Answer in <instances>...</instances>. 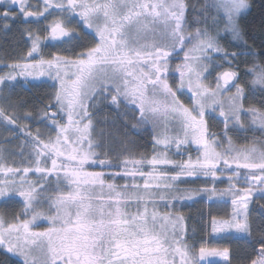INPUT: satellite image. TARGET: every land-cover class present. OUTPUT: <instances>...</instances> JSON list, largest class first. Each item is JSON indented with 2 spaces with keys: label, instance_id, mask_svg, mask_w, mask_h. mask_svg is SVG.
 <instances>
[{
  "label": "snow or ice",
  "instance_id": "snow-or-ice-1",
  "mask_svg": "<svg viewBox=\"0 0 264 264\" xmlns=\"http://www.w3.org/2000/svg\"><path fill=\"white\" fill-rule=\"evenodd\" d=\"M252 7L0 0V35L24 42L0 60V138H22L18 164L0 148V206L13 209L0 210V264H264V145L235 149L231 135L264 136V13L257 44ZM29 85L51 90L14 95ZM102 106L151 124L152 154L106 149ZM197 197L230 203L209 235L245 255L189 242L177 204Z\"/></svg>",
  "mask_w": 264,
  "mask_h": 264
},
{
  "label": "trees",
  "instance_id": "trees-1",
  "mask_svg": "<svg viewBox=\"0 0 264 264\" xmlns=\"http://www.w3.org/2000/svg\"><path fill=\"white\" fill-rule=\"evenodd\" d=\"M252 10L251 15L248 16V22L254 25L255 27L252 30V35L256 38V43H259V24L262 13H264V0H252ZM252 42L251 40L249 41ZM22 42H4L5 45V55L7 57H12L14 51L17 50V47L21 45ZM9 46V47H8ZM22 48V47H21ZM244 66L241 65V68ZM50 88H31L30 91H25L21 87L15 89L14 95L26 97L29 99L35 100L38 95H43L50 91ZM257 107L259 104L256 101H252ZM124 110H121V113L118 115L116 110L111 106H102L99 109L97 116V131L103 129L105 132V147L106 149H112L111 144L114 141L116 143L115 148L117 154L124 152L125 150L135 153V154H152L153 148V132L150 130L148 125H144L138 128H133L131 125L135 123V119H138V113L134 114L129 111L127 116L123 114ZM107 117V120H105ZM41 131H44L42 128ZM109 133H111V138H109ZM232 139L238 143H247V144H258L259 147L264 145V137L260 136L259 133L247 132L245 135L240 138V133H232ZM240 139V141H238ZM22 140V138H21ZM21 140L13 139L11 143H4L2 138H0V145L10 148L14 144H20ZM257 145V146H258ZM20 149L14 148L8 150V156H6L7 161L12 163L13 160L18 162V153ZM27 150H25L26 153ZM16 154V155H13ZM193 158L196 153H192ZM174 159H180L181 157H174ZM186 159V157H184ZM118 183H124V181H118ZM197 187L199 182L192 185H181V187ZM218 187H226V185H218ZM230 203L227 205H218L212 201H208L206 197H197L193 200H185L177 204V209L186 217V225L188 229L189 242H195L199 245L201 241H207L208 246L210 247H230L234 255L243 256L246 254L247 249L241 243H237L234 239H222L218 242L209 241L207 238L206 226L210 222L212 215L222 216L225 212L230 211ZM0 210H3L10 217L13 209L12 208H3L0 206ZM161 210L165 209L161 206Z\"/></svg>",
  "mask_w": 264,
  "mask_h": 264
},
{
  "label": "rangeland",
  "instance_id": "rangeland-1",
  "mask_svg": "<svg viewBox=\"0 0 264 264\" xmlns=\"http://www.w3.org/2000/svg\"><path fill=\"white\" fill-rule=\"evenodd\" d=\"M182 99H184L185 100V102L187 103V99L186 98H182ZM148 126H149V128H150V130L153 132V130H152V125L151 124H148ZM171 127V126H170ZM220 127H222V125L220 126ZM214 130H216V131H219V127L218 128H215ZM158 131H163V129L161 128V129H158ZM247 133V132H246ZM246 133H240V138L242 139V136L243 135H245ZM252 133V132H251ZM257 133H259V132H257ZM260 134V133H259ZM260 136H262L261 134H260ZM264 137V136H263ZM232 141H233V147L235 148V149H243V148H245V147H248V146H251L252 144H247V143H238L237 141H234L233 139H232ZM238 141H240V139L238 140ZM19 145V144H18ZM18 145L17 144H14L13 146H11L10 148H8V147H4V146H1L0 145V148H5V149H7V151L5 152V156H8V150L9 149H14V148H19L18 147ZM258 145V144H257ZM256 145V146H257ZM115 146H116V143L113 141L112 142V144H111V148L112 149H110L111 150V152L113 153V154H117V150H118V148L116 149L115 148ZM225 147H227V145H225ZM257 148H259V145L257 146ZM219 150H223V149H219ZM27 152V151H26ZM172 153H170V155H171ZM174 157H176V158H178L179 156H174ZM195 158V157H194ZM18 162L16 161V163L18 164L19 163V160H20V157H19V155H18ZM0 178H3L2 176H0ZM191 201V200H190ZM162 211V210H161ZM46 226V225H45ZM206 230H207V238H208V240L209 241H213V242H218V241H220V240H222V239H216V238H214L213 236H211V235H209V233H211V223L210 222H208V224H207V226H206Z\"/></svg>",
  "mask_w": 264,
  "mask_h": 264
},
{
  "label": "flooded vegetation",
  "instance_id": "flooded-vegetation-1",
  "mask_svg": "<svg viewBox=\"0 0 264 264\" xmlns=\"http://www.w3.org/2000/svg\"><path fill=\"white\" fill-rule=\"evenodd\" d=\"M192 3L202 4L204 3V0H191ZM189 30H192L191 28ZM4 42H22L20 46L17 47V50L14 51V54L12 57H7L5 55V45ZM9 47V46H8ZM22 47V48H21ZM24 49V42L19 38L18 33H10L7 36L0 35V60H8L10 61L12 58H14L21 50ZM54 48H48L46 51H55ZM25 91H30L31 86L29 85L28 88L21 87Z\"/></svg>",
  "mask_w": 264,
  "mask_h": 264
}]
</instances>
